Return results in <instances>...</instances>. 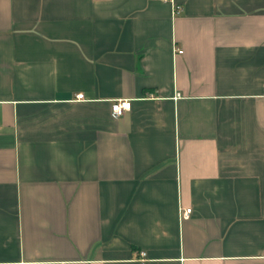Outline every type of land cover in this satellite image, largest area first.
Wrapping results in <instances>:
<instances>
[{
    "label": "crops",
    "instance_id": "1",
    "mask_svg": "<svg viewBox=\"0 0 264 264\" xmlns=\"http://www.w3.org/2000/svg\"><path fill=\"white\" fill-rule=\"evenodd\" d=\"M0 264H264V0H0Z\"/></svg>",
    "mask_w": 264,
    "mask_h": 264
},
{
    "label": "built area",
    "instance_id": "2",
    "mask_svg": "<svg viewBox=\"0 0 264 264\" xmlns=\"http://www.w3.org/2000/svg\"><path fill=\"white\" fill-rule=\"evenodd\" d=\"M180 11L181 9L179 8V6H175L172 4V15L178 14ZM173 51L178 55L181 54V50L174 49ZM75 99L81 100L82 95H76ZM129 106L130 104H129V101L127 100H115L111 102L110 107H109V113H110L111 118H117L121 116L123 112H126L129 110ZM178 213H179V220H186L189 216L190 209L189 208H185V209L179 208Z\"/></svg>",
    "mask_w": 264,
    "mask_h": 264
}]
</instances>
